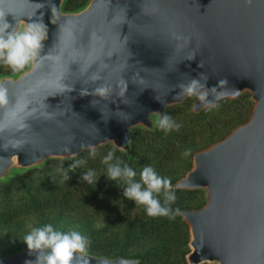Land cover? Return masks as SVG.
I'll return each mask as SVG.
<instances>
[{"label":"water","instance_id":"95a60500","mask_svg":"<svg viewBox=\"0 0 264 264\" xmlns=\"http://www.w3.org/2000/svg\"><path fill=\"white\" fill-rule=\"evenodd\" d=\"M68 1L0 0V25L45 34L23 71L0 75V184L105 146L130 159L135 131L154 132L168 109L195 98L187 114L198 115L247 95V121L195 152L173 189L204 202L178 215L186 264H264V0H86L66 10ZM193 79L189 95L180 86ZM35 259L25 245L0 264Z\"/></svg>","mask_w":264,"mask_h":264},{"label":"trees","instance_id":"16d2710c","mask_svg":"<svg viewBox=\"0 0 264 264\" xmlns=\"http://www.w3.org/2000/svg\"><path fill=\"white\" fill-rule=\"evenodd\" d=\"M188 101L167 111V115L181 125L179 130L165 132L159 127L154 132L136 130L130 159L111 146H105L95 150V157L89 151L69 162L53 161L43 169L1 183L0 229L16 230L25 225V220L34 219V228L52 224L60 231H78L87 236V252L97 256L134 257L141 259L140 264H186L189 233L183 219L178 215L174 220L148 216L143 206L124 197L126 185L122 181L107 178V166L102 160L112 151L114 157L136 171L137 181L142 168L148 165L173 183L189 168L194 152L219 139L229 127L241 118L244 120L249 111V104L241 98L223 101L193 115L186 113ZM236 110H241L237 116L234 115ZM187 148L191 149V155L185 158L181 153ZM75 160L86 163L68 172ZM90 169L99 178L93 184L81 179ZM175 194L177 199L171 204L173 210L196 209L202 205L201 192L175 191ZM160 199L163 201L162 195ZM110 214L113 218L107 225L94 226L97 219H105ZM27 233L22 232L23 236L0 257L23 248L26 245L23 237Z\"/></svg>","mask_w":264,"mask_h":264},{"label":"clouds","instance_id":"9594fccd","mask_svg":"<svg viewBox=\"0 0 264 264\" xmlns=\"http://www.w3.org/2000/svg\"><path fill=\"white\" fill-rule=\"evenodd\" d=\"M9 29L10 25L7 22L0 25V61L13 70H20L38 56L44 47L45 34L36 25H29L22 31ZM180 88L191 95L198 90V81L193 79L189 85H181ZM199 99L204 101L206 97L200 94ZM7 102L6 89L0 87V105ZM155 125L165 132L179 130L181 127L167 114L157 116ZM67 150L69 151V148ZM90 155L96 156L95 149L91 150ZM181 155L185 158L190 156L191 149H185ZM85 163L84 160H75L69 165L67 171L73 172ZM102 163L107 166V178L114 182L122 181L126 185L124 197L134 201L137 206H143L148 216L168 217L174 220L180 214L179 208L175 210L171 208V204L177 199L171 180L159 175L153 167L144 166L140 172V179L137 181L136 171L128 163L114 157L112 151L103 157ZM65 178L70 179L67 174ZM81 179L93 184L99 178L95 171L90 169L82 175ZM161 195L163 201L160 199ZM23 242L30 255L36 254L35 261L28 260L25 264H87L83 254L87 251L89 239L78 231L63 232L54 228L52 224H47L33 228L23 237Z\"/></svg>","mask_w":264,"mask_h":264},{"label":"rangeland","instance_id":"374dc122","mask_svg":"<svg viewBox=\"0 0 264 264\" xmlns=\"http://www.w3.org/2000/svg\"><path fill=\"white\" fill-rule=\"evenodd\" d=\"M85 1L86 0H70L69 1V3H67V5L65 6V9L66 10H74V9H77V8H79V7H81L84 3H85ZM28 65H26L23 69H20V70H13L10 66H8V65H6V64H4L2 61H0V75H15V74H18V73H20L21 71H23L26 67H27ZM247 95H245V96H243V97H241V98H243L244 99V101L245 102H247L248 104H249V111H248V114H247V116H245L243 119L244 120H242V118H241V120H240V122H237L236 124H233L231 127H229L228 129H227V131L224 133V135L223 136H221L219 139H217L216 141H214V142H212L211 144H213V143H215V142H218V141H220V140H222L224 137H226L235 127H237L238 125H240V124H242V123H244V122H246L247 121V119L249 118V116H250V114H251V109H252V106H251V104L248 102V100H247ZM241 98H239V99H241ZM195 98H192V99H190L189 101H188V104H189V106H188V109L190 108V106H191V103L193 102V100H194ZM238 99V100H239ZM188 109H187V111H188ZM187 111H186V113H187ZM239 111L241 112V110H236V112L234 113V115H238L239 114ZM220 126V125H219ZM221 127H222V125H221ZM218 128V127H217ZM216 128V129H217ZM223 130H225V129H223ZM211 144H209L208 146H210ZM208 146H206L205 148H207ZM205 148H202V149H200V150H203V149H205ZM200 150H198V151H200ZM197 152V151H196ZM195 153V152H194ZM193 153V154H194ZM193 156V155H192ZM191 162H192V157H191ZM191 162H190V166H189V168H187V169H185V170H183L180 174H182L181 175V177H183L184 175H185V173L187 172V171H189V169L191 168ZM26 174V173H25ZM180 177V178H181ZM179 178V179H180ZM179 179H177V180H175L173 183H172V185L175 183V182H177ZM202 194V193H201ZM202 196V195H201ZM202 198V197H201ZM201 201H202V205H201V207L203 206V204H204V202H203V198L201 199ZM197 209V208H196ZM112 218H113V215L112 214H110L109 216H107L105 219H97L96 221H95V223H94V226L96 227V228H102V227H104L105 225H107V223L108 222H110L111 220H112ZM32 221H34V219L32 220ZM31 220H25V225L24 226H21V227H18L16 230L15 229H13V230H6V229H0V255H2L3 253H4V251H6L9 247H10V245L11 244H13L15 241H17L18 240V238H21L20 236H23V235H21L22 234V232H24V231H28V232H30L31 230H28L29 228H34L33 226H34V222H32ZM86 253H89V252H87L86 251ZM91 254V253H90ZM94 255V254H93ZM97 256V255H96ZM186 256V255H185ZM2 257V256H1ZM128 258H131V257H128Z\"/></svg>","mask_w":264,"mask_h":264}]
</instances>
